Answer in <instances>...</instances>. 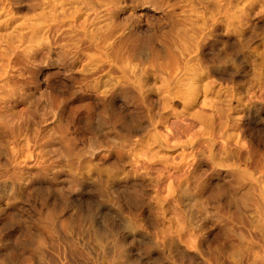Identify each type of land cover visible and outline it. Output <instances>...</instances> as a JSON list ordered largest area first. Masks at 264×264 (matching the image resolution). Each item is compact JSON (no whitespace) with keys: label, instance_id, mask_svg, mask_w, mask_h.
<instances>
[{"label":"clouds","instance_id":"clouds-1","mask_svg":"<svg viewBox=\"0 0 264 264\" xmlns=\"http://www.w3.org/2000/svg\"><path fill=\"white\" fill-rule=\"evenodd\" d=\"M0 264H264V0H0Z\"/></svg>","mask_w":264,"mask_h":264}]
</instances>
